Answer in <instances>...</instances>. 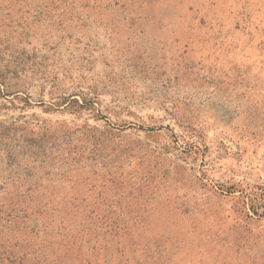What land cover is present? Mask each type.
<instances>
[{
	"label": "rangeland",
	"instance_id": "obj_1",
	"mask_svg": "<svg viewBox=\"0 0 264 264\" xmlns=\"http://www.w3.org/2000/svg\"><path fill=\"white\" fill-rule=\"evenodd\" d=\"M0 77V264H264V0H0Z\"/></svg>",
	"mask_w": 264,
	"mask_h": 264
},
{
	"label": "trees",
	"instance_id": "obj_2",
	"mask_svg": "<svg viewBox=\"0 0 264 264\" xmlns=\"http://www.w3.org/2000/svg\"><path fill=\"white\" fill-rule=\"evenodd\" d=\"M0 80H1V83H4V81H2V79H0ZM72 103H77L78 105H80V103H79V101L77 99H72L70 104L72 105ZM4 188H7V187H5L4 185H0V190H2ZM16 203L19 204L18 202H16ZM15 205H16L15 203L14 204L10 203L8 205L9 207L6 208V203H1L0 202V213H5L7 211H9V213H12L14 211L13 208L15 207Z\"/></svg>",
	"mask_w": 264,
	"mask_h": 264
}]
</instances>
